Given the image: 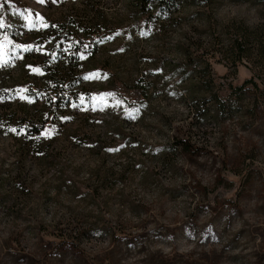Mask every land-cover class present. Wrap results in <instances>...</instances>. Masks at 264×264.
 <instances>
[{
  "label": "rangeland",
  "instance_id": "374dc122",
  "mask_svg": "<svg viewBox=\"0 0 264 264\" xmlns=\"http://www.w3.org/2000/svg\"><path fill=\"white\" fill-rule=\"evenodd\" d=\"M11 11L96 32L83 72L112 103L49 122L38 156L0 135V264H264V0L148 13L137 0H0ZM247 80L259 88L236 90ZM118 84L147 89L130 106L112 100Z\"/></svg>",
  "mask_w": 264,
  "mask_h": 264
},
{
  "label": "trees",
  "instance_id": "16d2710c",
  "mask_svg": "<svg viewBox=\"0 0 264 264\" xmlns=\"http://www.w3.org/2000/svg\"><path fill=\"white\" fill-rule=\"evenodd\" d=\"M137 1L148 13L151 7L162 12L169 10L176 0ZM87 23L91 24L89 18ZM95 33L68 17L48 21L33 19L21 11L0 16V135L12 139L24 154L34 157L48 149L44 136L49 122L62 121L63 115L82 108L110 107L112 102L106 104L108 100L100 92L88 87L89 77L83 72L84 64L95 55L99 41ZM250 35L249 39L263 38L261 34ZM28 46L31 50L25 51ZM246 47L237 43L234 54L238 60L250 59L249 46ZM254 57L264 73V40L259 42ZM250 84L259 88L253 80H247L236 90ZM140 85L118 84L112 100L130 106L139 103L147 89ZM115 107L119 110L122 106ZM32 114L36 117L32 118ZM177 145L185 153L193 149L189 142ZM170 153L167 150L161 159H167Z\"/></svg>",
  "mask_w": 264,
  "mask_h": 264
},
{
  "label": "snow or ice",
  "instance_id": "6c2138e0",
  "mask_svg": "<svg viewBox=\"0 0 264 264\" xmlns=\"http://www.w3.org/2000/svg\"><path fill=\"white\" fill-rule=\"evenodd\" d=\"M45 27H47V25H44ZM17 47H19V46H17ZM25 51H29V50H31V48H30V46H28V47H26L25 49H24ZM36 71H39L38 69L36 70ZM88 77H85V79H87ZM13 131H15V130H13Z\"/></svg>",
  "mask_w": 264,
  "mask_h": 264
}]
</instances>
